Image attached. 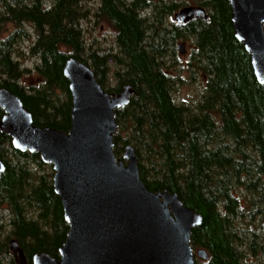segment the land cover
<instances>
[{"label": "trees", "instance_id": "1", "mask_svg": "<svg viewBox=\"0 0 264 264\" xmlns=\"http://www.w3.org/2000/svg\"><path fill=\"white\" fill-rule=\"evenodd\" d=\"M90 1L0 0V32L9 23L16 27L0 40V87L21 97L36 125L69 131L72 99L64 75L69 57L88 63L108 92L130 84L129 104L116 109L115 154L123 157L132 144L150 190L177 192L203 214L191 244L207 249L210 258L196 264H264V229L240 226L241 220L264 215V85L235 36L229 0H99L95 9ZM189 5L205 7L209 19L168 22ZM92 16L114 28L116 54L87 44L82 24ZM30 38L40 83L28 87L22 79L30 69L18 56L22 41ZM181 40L193 41L192 56L206 77L195 109L172 93L171 61ZM111 58L119 66L116 86L108 82ZM4 114L0 107V119ZM0 156L6 163L0 210L8 212V224L0 219V255L15 238L30 264L43 251L59 258L70 227L53 186V166L39 153L14 148L1 131ZM9 264H16L13 257Z\"/></svg>", "mask_w": 264, "mask_h": 264}, {"label": "water", "instance_id": "2", "mask_svg": "<svg viewBox=\"0 0 264 264\" xmlns=\"http://www.w3.org/2000/svg\"><path fill=\"white\" fill-rule=\"evenodd\" d=\"M236 38L250 54L257 80L264 85V0H229ZM177 23L207 21V9L190 5L174 15ZM178 49L185 52V43ZM72 99L69 131L34 123L19 95L0 87V131L14 148L39 153L53 166V186L69 223L67 239L56 258L43 251L32 264H196L209 260L191 238L203 214L185 205L177 192L150 190L141 177L132 144L123 157L114 151L119 123L116 109L129 104L130 84L118 93L106 91L94 69L75 57L64 67ZM6 163L0 156V178ZM10 250L17 264H30L15 238Z\"/></svg>", "mask_w": 264, "mask_h": 264}, {"label": "rangeland", "instance_id": "3", "mask_svg": "<svg viewBox=\"0 0 264 264\" xmlns=\"http://www.w3.org/2000/svg\"><path fill=\"white\" fill-rule=\"evenodd\" d=\"M88 5L95 9L99 6V0H91ZM148 13L150 15L149 9L147 10V14ZM174 15L175 13L169 17V23L176 21ZM82 26L84 30V37L88 45L93 44L92 46L99 51H104L107 49L109 53H117V47L114 43L115 30L104 18L92 16L90 19L85 20ZM15 28L16 27L11 23L6 25L3 31L0 32V40L7 37L15 30ZM29 33L32 35L34 33L31 27L29 28ZM32 42L33 40L31 38L22 41L20 47L21 54L19 56L17 55L23 66L30 69V71L27 72L22 79L23 84L27 85L28 87L38 86L40 83V77L35 69L37 63H39V60L37 58L30 57L29 54ZM179 43H185V52L181 53L177 45L178 56L176 57V61H171V70L175 76L174 89L172 93L174 99L178 103H184L188 107L195 109L196 105L200 102L205 92L206 77L202 73V70H200V68L197 66L192 56V52L194 50L193 41L181 40L178 42V44ZM118 69L119 66L115 62H111L108 66V82L110 86L117 85V79L114 77V73ZM128 132V130H125L124 134L126 135ZM7 213L8 212L5 210V208L0 210V219H3L5 224H8ZM254 221H257L256 224ZM240 222H242L240 226H244L245 223H251L253 228L258 226L264 229V215L259 218L257 217L256 220L248 219L241 220ZM4 236L5 234L2 235V237ZM12 257V251L9 249V251H7L5 254L0 255V260H2L4 264H9L12 260Z\"/></svg>", "mask_w": 264, "mask_h": 264}, {"label": "flooded vegetation", "instance_id": "4", "mask_svg": "<svg viewBox=\"0 0 264 264\" xmlns=\"http://www.w3.org/2000/svg\"><path fill=\"white\" fill-rule=\"evenodd\" d=\"M111 62H114L112 58H111Z\"/></svg>", "mask_w": 264, "mask_h": 264}]
</instances>
